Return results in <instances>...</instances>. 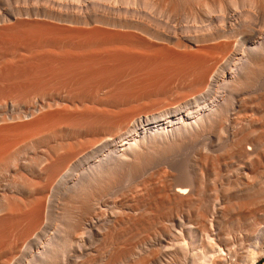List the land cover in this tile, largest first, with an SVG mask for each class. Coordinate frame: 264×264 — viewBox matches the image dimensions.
I'll use <instances>...</instances> for the list:
<instances>
[{"label": "bare ground", "instance_id": "obj_1", "mask_svg": "<svg viewBox=\"0 0 264 264\" xmlns=\"http://www.w3.org/2000/svg\"><path fill=\"white\" fill-rule=\"evenodd\" d=\"M264 0H0V264H264Z\"/></svg>", "mask_w": 264, "mask_h": 264}, {"label": "rangeland", "instance_id": "obj_2", "mask_svg": "<svg viewBox=\"0 0 264 264\" xmlns=\"http://www.w3.org/2000/svg\"><path fill=\"white\" fill-rule=\"evenodd\" d=\"M261 262H264V257H263V259L261 260Z\"/></svg>", "mask_w": 264, "mask_h": 264}]
</instances>
